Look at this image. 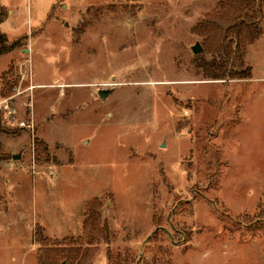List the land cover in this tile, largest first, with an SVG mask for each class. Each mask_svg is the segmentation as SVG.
Masks as SVG:
<instances>
[{"label": "rangeland", "instance_id": "obj_1", "mask_svg": "<svg viewBox=\"0 0 264 264\" xmlns=\"http://www.w3.org/2000/svg\"><path fill=\"white\" fill-rule=\"evenodd\" d=\"M221 1L0 0V77L35 86L0 132V264H264V21L250 78L208 79Z\"/></svg>", "mask_w": 264, "mask_h": 264}, {"label": "trees", "instance_id": "obj_2", "mask_svg": "<svg viewBox=\"0 0 264 264\" xmlns=\"http://www.w3.org/2000/svg\"><path fill=\"white\" fill-rule=\"evenodd\" d=\"M219 6L218 16L197 26V32L204 41L215 40V44L206 49L212 57L211 60L206 61L199 56L196 66L211 80L249 79L250 72L247 68L236 71L234 67L237 62L240 68L243 66L246 46L253 44L263 33L260 23L264 21V0H222ZM16 45H6L4 37L0 36V56L12 51ZM3 130L6 129L0 126V132ZM4 159L0 155V161ZM97 208L98 204L94 200L89 205L83 222V231L90 244L104 238L107 231L105 224L101 226ZM40 237L36 232V239L41 241Z\"/></svg>", "mask_w": 264, "mask_h": 264}, {"label": "built area", "instance_id": "obj_3", "mask_svg": "<svg viewBox=\"0 0 264 264\" xmlns=\"http://www.w3.org/2000/svg\"><path fill=\"white\" fill-rule=\"evenodd\" d=\"M31 72L25 69L19 74L17 82L0 77V126L7 129L33 130V121L19 118L14 100L24 94H32L35 86L31 84ZM23 87V88H22Z\"/></svg>", "mask_w": 264, "mask_h": 264}, {"label": "water", "instance_id": "obj_4", "mask_svg": "<svg viewBox=\"0 0 264 264\" xmlns=\"http://www.w3.org/2000/svg\"><path fill=\"white\" fill-rule=\"evenodd\" d=\"M191 51L193 54L197 55V54H200L202 52V47L196 43L192 48H191ZM108 92L106 91H99L98 92V95L99 97L102 99V100H105L106 97L108 96ZM13 160H18L20 158V155H12L11 157Z\"/></svg>", "mask_w": 264, "mask_h": 264}]
</instances>
